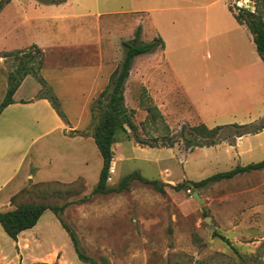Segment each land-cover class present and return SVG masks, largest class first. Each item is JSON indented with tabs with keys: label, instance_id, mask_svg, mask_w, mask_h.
<instances>
[{
	"label": "crops",
	"instance_id": "obj_1",
	"mask_svg": "<svg viewBox=\"0 0 264 264\" xmlns=\"http://www.w3.org/2000/svg\"><path fill=\"white\" fill-rule=\"evenodd\" d=\"M144 14L154 25L185 26L182 36L189 47L200 35L207 47H215V58L210 57L212 61L202 71L207 84L216 90L217 101H206L204 90L190 81V71L172 64L165 47L134 57L124 83V105L128 91L131 98L139 95L137 103L145 94L171 133L168 117L178 111L180 102L184 112L174 118V124L181 122L178 127L195 122L206 127L204 114L209 112L228 123L241 118L255 124L264 118V63L246 25L236 21L229 0H64L59 4L8 0L0 9V53L31 46L40 49L43 64L39 78L44 87L36 77L27 75L14 92L12 103L0 113V212L15 208L11 198L29 182L72 183L82 179L86 186L95 185L100 164L95 166L98 150L86 134L90 105L121 62V43L133 38L137 18ZM128 26L131 29L126 36ZM140 39L151 41L143 39V33ZM6 87L7 73L0 62V103ZM44 88L58 100L63 117L39 95ZM84 119L86 125L81 126ZM134 125L138 127L139 122ZM233 125L238 124L220 126ZM129 132L126 129L123 133L128 136ZM125 143L134 142L115 136L111 148L114 162L116 152L120 154L117 159H123ZM223 145L227 157L234 155L241 166L259 162L264 159V130L234 135L232 143ZM258 156L262 159H255ZM48 212L15 241L0 226V264H74L62 248L46 243L42 231L47 222L56 227V218L51 212L46 216ZM252 225L264 232L263 220Z\"/></svg>",
	"mask_w": 264,
	"mask_h": 264
},
{
	"label": "rangeland",
	"instance_id": "obj_2",
	"mask_svg": "<svg viewBox=\"0 0 264 264\" xmlns=\"http://www.w3.org/2000/svg\"><path fill=\"white\" fill-rule=\"evenodd\" d=\"M244 2L246 4L242 5L241 0H229L230 9L235 14L237 8H247L253 12V0ZM259 8L264 19V3ZM137 21L135 31L139 28L143 39L152 41L159 38L172 64L190 71V81L198 85V89L204 90L206 101H217L216 90L207 84L206 74L202 71V67L215 58V47H207L201 41V35L189 47L182 36L185 26L174 28L154 25L146 14L140 15ZM127 23L131 25V21ZM130 29L129 26L125 28L124 35L128 36ZM213 45L217 46V41ZM0 62L6 73L16 65L12 57L0 59ZM138 96L131 98L128 91L125 99L126 107L138 109L134 115L135 124L145 116L142 106L137 103ZM183 105L180 102L178 111H174L175 115L168 117L173 133H166L160 124L157 129L148 125L145 131L137 127V140L131 131L128 136L116 132V139L128 138L134 143H125L123 159H117L120 154L116 152V161L112 159L115 164L111 163L114 174L106 181L107 186L115 187L127 174L138 172L148 180L161 182L163 193H159L152 185L134 180L127 185L126 190L119 193L90 194L101 170V158L97 152L95 166L100 164V167L95 185L86 186L82 179L72 183L29 182L11 198L12 205L17 207L27 203H41L63 206L59 219L75 234L80 252L99 264H194V261L197 264H262L264 232L252 224L264 221V169L203 187L190 185L189 182H197L241 166L234 155L227 157L223 143H232L234 134L243 129L224 127L216 144L185 147L182 138L200 137L191 132V128L198 123H186L180 127L178 124L181 122L174 124L175 117H182ZM93 109L95 118L90 120L86 129L88 135H91L101 114L97 106ZM204 117L209 129L223 124L241 125L254 121L240 118L228 123L210 112L204 114ZM86 121L82 120L80 125H86ZM261 122H264V118L254 125ZM169 136L172 148L166 146L165 138ZM154 137H157V142H153ZM261 157L255 159L260 160ZM178 184H185L189 189L173 188ZM193 192L202 201L194 199ZM50 214L48 212L46 216ZM53 221L56 227L47 222L42 231L46 243L54 242L62 248L68 261L71 258L74 264H85L76 257L60 223L57 219ZM214 232L227 238L238 253L235 254L230 246L214 237ZM258 242L261 244L256 252L249 254Z\"/></svg>",
	"mask_w": 264,
	"mask_h": 264
},
{
	"label": "trees",
	"instance_id": "obj_3",
	"mask_svg": "<svg viewBox=\"0 0 264 264\" xmlns=\"http://www.w3.org/2000/svg\"><path fill=\"white\" fill-rule=\"evenodd\" d=\"M45 3L59 4L64 2V0H39ZM8 0H0V9L3 7ZM264 3V0H253L254 11L243 8H237V13H234L236 21L240 24L246 25L249 30L252 41L255 45L256 52L260 59L264 63V19L260 14L259 6ZM123 58L118 66L112 71L109 76L108 83L104 90L95 98L90 105L91 120H94V106H97L101 110V114L97 120L96 125L93 128L91 137L95 143V146L100 155L102 166L99 172V177L96 185L92 188L90 194H107V193H119L127 189V185L134 181H140L144 184L152 185L157 189L159 193H163V184L158 180H148L142 177L138 172H131L124 176L120 182L115 187H108L106 184L108 169L111 165L113 154L112 145L115 143V136L117 131L126 132L129 129L135 136L137 140V126L134 125L133 117L135 111L133 109H128L124 105V83L128 77L129 70L132 65L134 57L142 54H148L156 50L157 48L163 49V42L159 38H155L150 42H144L140 39L139 28L135 31L132 39L124 41L121 43ZM12 57L16 65L7 73V87L4 98L0 103V113L1 111L10 103H12V96L21 81L27 75L34 76L38 79L39 83L44 87V82L39 78V71L43 64V53L36 46H31L24 50H16L11 52L0 53V59H7ZM40 96H44L48 99L52 107L56 110L60 117L63 114L60 110V104L55 96H53L48 88L41 90ZM140 105L142 109L146 112L145 117L139 122V128L145 131V128L149 126L157 129L158 124L161 125L162 129L169 133V127L166 124L163 116L153 105L145 94L140 98ZM262 121V120H261ZM225 126H216L214 128H207L203 124H199L191 128V132L200 138H182L185 147H204L212 146L217 143L220 138L221 129ZM235 128L243 129L242 131L236 132L234 135H245V134H256L264 130V122L259 125L246 124V125H233ZM80 135H85L84 132H75ZM183 137V136H181ZM153 142H157V137L153 138ZM167 148H172L173 143L170 140V136L165 138ZM142 143V142H140ZM264 169V159L251 163L246 166H236L233 169L225 172H219L213 174L205 179L199 180L197 182H189L190 185L195 187H203L209 183H215L222 180H229L237 175H241L251 171H258ZM189 189L185 184H178L175 187ZM12 203V200H11ZM63 209V206H50L41 203H27L15 207L12 210L0 212V226L2 227L5 234L12 240H16L17 236L25 230L32 228L38 221L41 214L49 210L58 220L61 227L67 233L72 248L76 254V257L85 264H99L97 261L85 256L80 252L78 240L75 234L69 230L65 224L59 219V212ZM214 237H217L223 241L226 245L230 246L231 249L237 254L233 246L224 236L213 233ZM192 261V260H191ZM206 263V262H205ZM194 264H197L194 261ZM204 264V263H200Z\"/></svg>",
	"mask_w": 264,
	"mask_h": 264
},
{
	"label": "water",
	"instance_id": "obj_4",
	"mask_svg": "<svg viewBox=\"0 0 264 264\" xmlns=\"http://www.w3.org/2000/svg\"><path fill=\"white\" fill-rule=\"evenodd\" d=\"M241 4H242V5H245L246 2H244V0H241ZM249 5H250L249 7L252 6L251 3H249ZM246 9H247V8H246ZM249 10H250V9H249ZM192 196H193L194 199L199 200V201H202V200L199 199V196H198V194H197L196 192H193Z\"/></svg>",
	"mask_w": 264,
	"mask_h": 264
},
{
	"label": "built area",
	"instance_id": "obj_5",
	"mask_svg": "<svg viewBox=\"0 0 264 264\" xmlns=\"http://www.w3.org/2000/svg\"><path fill=\"white\" fill-rule=\"evenodd\" d=\"M114 174V167L112 165H110L109 169H108V176H107V181H109L111 179V176Z\"/></svg>",
	"mask_w": 264,
	"mask_h": 264
}]
</instances>
